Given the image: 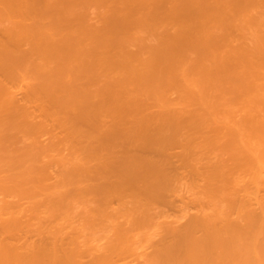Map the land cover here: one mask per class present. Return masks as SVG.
<instances>
[{
    "label": "bare ground",
    "instance_id": "6f19581e",
    "mask_svg": "<svg viewBox=\"0 0 264 264\" xmlns=\"http://www.w3.org/2000/svg\"><path fill=\"white\" fill-rule=\"evenodd\" d=\"M0 264H264V0H0Z\"/></svg>",
    "mask_w": 264,
    "mask_h": 264
}]
</instances>
